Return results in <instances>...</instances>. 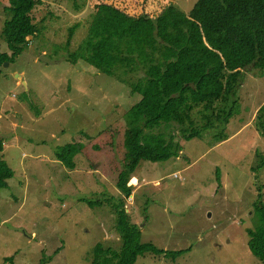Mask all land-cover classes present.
Instances as JSON below:
<instances>
[{
    "label": "rangeland",
    "instance_id": "rangeland-1",
    "mask_svg": "<svg viewBox=\"0 0 264 264\" xmlns=\"http://www.w3.org/2000/svg\"><path fill=\"white\" fill-rule=\"evenodd\" d=\"M40 1L33 15L44 32L0 68L2 159L14 173L0 189V264L11 256L12 264L48 257L46 264H90L97 244L119 251L121 239L112 208L82 200L121 198L117 182L128 155L122 115L140 96L83 61L69 63V28L79 24L74 51L101 4L154 18L171 6L188 14L197 0ZM7 6L0 0V32ZM0 52H7L1 37ZM233 96L227 141L215 144L213 132L206 133L181 142L178 159L141 163L134 173L124 204L141 241L187 250L176 262L146 253L135 264H264L250 251L247 233L255 230L260 188L264 202V168L254 173L257 155L264 156L255 121L264 104V70L248 68ZM74 143L85 148L69 171L55 160V150Z\"/></svg>",
    "mask_w": 264,
    "mask_h": 264
},
{
    "label": "trees",
    "instance_id": "trees-1",
    "mask_svg": "<svg viewBox=\"0 0 264 264\" xmlns=\"http://www.w3.org/2000/svg\"><path fill=\"white\" fill-rule=\"evenodd\" d=\"M7 5L0 32L7 52H0V68L14 62L29 46V38L44 32L33 15L42 1L7 0ZM78 26L69 28L64 46L67 61L74 65L83 61L140 96L122 115L128 155L117 182L121 198L117 202L114 198L82 200L91 208L108 204L117 217L115 230L121 239L119 251L97 244L90 264H135L146 253L176 262L187 250L167 251L141 241L140 230L125 209L124 201L133 190L129 183L141 163L178 159L183 152L181 142L211 132L215 144L228 140L225 127L236 108L234 91L248 68L264 70V0H197L188 14L171 6L154 18L101 4L91 14L85 38L71 51ZM131 75L134 80L128 79ZM255 121L264 136V104ZM3 147L0 140V189H7L14 173L2 159ZM84 148L82 143L58 147L55 160L74 171ZM257 160L254 173L264 168V156L258 154ZM261 190L254 204L255 230L247 233L250 251L264 262ZM12 260V256L5 258L8 264ZM49 260L43 258L40 264Z\"/></svg>",
    "mask_w": 264,
    "mask_h": 264
},
{
    "label": "water",
    "instance_id": "water-1",
    "mask_svg": "<svg viewBox=\"0 0 264 264\" xmlns=\"http://www.w3.org/2000/svg\"><path fill=\"white\" fill-rule=\"evenodd\" d=\"M42 60H44L45 62H49V60L45 59L44 56L42 57ZM16 77H19V75L17 74ZM21 82H22V84H24L23 81H21Z\"/></svg>",
    "mask_w": 264,
    "mask_h": 264
},
{
    "label": "built area",
    "instance_id": "built-area-1",
    "mask_svg": "<svg viewBox=\"0 0 264 264\" xmlns=\"http://www.w3.org/2000/svg\"><path fill=\"white\" fill-rule=\"evenodd\" d=\"M175 178L177 179V178H178V176H175Z\"/></svg>",
    "mask_w": 264,
    "mask_h": 264
}]
</instances>
